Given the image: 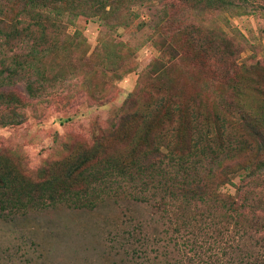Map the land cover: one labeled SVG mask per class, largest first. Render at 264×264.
Here are the masks:
<instances>
[{"label": "rangeland", "instance_id": "obj_1", "mask_svg": "<svg viewBox=\"0 0 264 264\" xmlns=\"http://www.w3.org/2000/svg\"><path fill=\"white\" fill-rule=\"evenodd\" d=\"M19 7L20 0H0L2 30ZM42 8L43 36L34 25L36 41L1 49L6 60L15 54L22 59L30 49L29 74L42 85L39 94L28 96L20 72L10 86L22 103L20 120L7 121L9 112L0 117V164L19 176L55 177L59 188L66 158L84 149L97 158L134 155L161 128L179 148L196 109L202 125L223 124L253 141L263 137L246 111L259 105L256 89L264 92V0L216 6L206 0H50ZM144 126L149 132L139 141L136 130ZM230 153L229 168L252 156ZM165 170L170 174L153 170L140 183L125 185L143 195L165 182L174 187V172ZM203 180L212 187L215 178ZM231 181L217 190L233 194L243 184L249 201H264V169L244 183L238 173ZM97 203L89 210L57 203L0 222V256L9 264H108L113 256L107 231L133 229L124 211L136 202L105 197ZM140 205L136 213L150 221L154 208ZM157 229L147 232L161 236L163 226ZM133 243L140 253L143 245Z\"/></svg>", "mask_w": 264, "mask_h": 264}, {"label": "trees", "instance_id": "obj_2", "mask_svg": "<svg viewBox=\"0 0 264 264\" xmlns=\"http://www.w3.org/2000/svg\"><path fill=\"white\" fill-rule=\"evenodd\" d=\"M20 1L21 7L9 28L2 30L0 25V36H3L0 37V117L9 112L12 114L9 122H18L21 114L18 109L22 103L10 87L14 85V78L20 72L25 74L24 89L28 96L39 94L42 85L39 77L29 74L34 58L30 49L22 54V59L21 54H15L9 60L2 56L1 49H11L17 40L24 42L22 40L32 38L36 41L37 37L32 36L34 25L40 29L42 37L46 25L42 7L50 2ZM206 2L216 6L230 4L233 0ZM256 93L262 94L257 100L259 105L246 111L261 129L259 132H263V137L258 136L254 141L240 131H230L223 124L213 128L202 125L200 111L196 109L192 112L189 137L181 147L171 145L161 128L152 134L150 142H138L140 146L134 155L97 158L85 149L80 150L72 158L63 160L59 188H56L55 177L36 180L19 176L10 166L0 164V222H14L29 212L57 203L89 210L97 207V201L105 197L114 203L130 199L133 204L136 202L135 206L151 205L155 213L152 211L147 221L146 216L136 213L138 207H126L124 213L130 219L127 218L126 223L133 222V229H127L125 234L116 224L114 230L113 226L107 231L113 256L108 264H264V201H249L243 184H236L233 194L217 190L218 185L232 182V176L237 173L244 183L245 178L264 169V92L256 89ZM254 98L257 103V94ZM148 132L144 126L143 131L136 130V137L139 141L146 139ZM231 150L247 151L252 156L229 168L226 162ZM168 168L174 172V187L165 182V186L153 187L150 195H143L125 185L135 184L137 179L140 183L143 176L153 170L170 174L165 170ZM206 177L215 178L212 187L203 180ZM152 198L156 204H149ZM161 225V236L147 232L149 229L157 232ZM133 239L143 245L140 253ZM0 264H9V261L0 256Z\"/></svg>", "mask_w": 264, "mask_h": 264}]
</instances>
